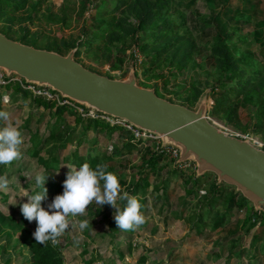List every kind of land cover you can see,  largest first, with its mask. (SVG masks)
Wrapping results in <instances>:
<instances>
[{
	"label": "trees",
	"instance_id": "1",
	"mask_svg": "<svg viewBox=\"0 0 264 264\" xmlns=\"http://www.w3.org/2000/svg\"><path fill=\"white\" fill-rule=\"evenodd\" d=\"M43 1L37 0L31 8L37 12ZM88 1L92 6L95 4L94 0ZM100 1L94 12V19L99 22L93 24L95 29L85 28L78 38L61 40L57 44L51 42L49 44L51 47L48 45L46 48L60 55H65L76 48L77 62L81 55H91L95 60L105 61L113 71L118 68V63L111 52V47L120 46L119 51L125 53L130 46H136L141 55L149 58L148 67L145 68V62L142 65L146 79H163L162 88L165 89L170 80L186 83L190 70L196 74L204 73L206 78L203 88L207 87L209 90L207 97L213 103L208 115L235 129H241L237 128L239 127L237 112L243 103H248L255 108V132L264 133V64H261L264 62L258 59L264 60V46L258 54H253L248 50L238 51L236 45H229L218 34L209 36L202 45L212 61L209 70L195 58L194 53L198 44L183 30L185 24L182 21L183 16L186 15L192 18V24L199 30H204L217 22L221 15L227 16L232 13L236 14L235 16L243 15L242 9L234 8L236 0H205L210 10L209 17L195 15L196 0ZM26 3L27 0H0V19L11 21L9 13L24 9ZM54 21L65 22L59 17ZM120 60L123 61L121 58ZM165 65L173 68L174 71L167 75L159 73ZM135 76L137 77L136 72ZM0 88H4V92H0V111H2L1 98L5 95L11 100L10 107L5 110L7 112H10L18 101L22 100L25 104L29 99L30 113L17 128L22 137H26L22 147L25 146L36 167L42 170L43 174H48L44 185L48 192L54 189L60 192L58 195L63 193V182L67 178L69 168L79 170L84 163H88L92 168L98 164L103 165L107 172L113 173L118 180L126 182L124 191L139 201L141 214L144 213L147 202L151 199L157 216H161V212L164 211L170 220H181L188 226L187 237L190 235L197 237L206 232L208 235L222 233V236L225 233L226 238L223 242L226 244V259L221 262L220 258L224 255L222 250L221 253L213 255L215 264H230L234 255L239 260L243 259L245 257L242 255L247 251L250 253L247 256L248 264H258L259 259L264 258V215L255 212L233 187L217 184L216 178L211 174L197 178L195 172L180 169L175 165L176 160L160 148L157 140L136 139L122 126L111 125L99 118H82L67 106H59L54 101L33 96L15 82L0 85ZM203 88L202 84L195 81L190 84L189 89L180 84L177 85V91L173 95L188 106H194L204 94ZM154 90L158 97L164 98L159 93L162 89L155 86ZM37 114L39 118H36ZM47 116L48 121H46ZM71 117L72 125L69 122ZM37 121H40L38 126L35 125ZM88 132L96 136L102 135L107 140L105 148L99 150L96 136L91 142L86 138L84 140ZM75 134L79 137L75 149L68 155H63L67 146L73 143ZM115 134L118 137L116 142L113 139ZM84 147L86 150L81 153L80 149ZM134 153H141L139 157L141 164L135 166L131 174H127L125 168L124 172H119L123 166L122 160H128ZM7 167L0 164V177L6 176ZM165 169H168L166 175L160 176ZM58 172L60 180L57 178ZM17 173L16 180L23 181L19 176V170ZM57 181L61 183L59 186ZM22 187L30 191L28 196L41 191L36 182ZM8 198L9 194L0 191V206L3 203L7 204ZM118 204L123 209L126 201H118ZM96 205L90 203L85 210L88 212L78 218V221L87 220L89 227L78 233L73 227L75 222L72 221L73 224L66 230L69 235H75L78 241L82 237L84 241L97 242L102 249L107 244L108 247L118 249L125 256L129 254L128 249L133 238L155 235L156 225L151 223V229L148 228L146 218L135 230L118 229L115 218H112L110 212L112 206L104 204L97 214L98 211H94V208L98 210ZM173 205L176 209L170 210ZM0 218L14 228L11 235L19 234L20 242L15 246L11 244L12 251L17 255L29 254L27 264H65L60 244L62 236L55 244L51 240L44 245L37 244L32 235L35 231L30 232L21 227L23 224L17 221V218L9 215L3 217L1 214ZM32 223L35 224L36 221ZM243 236L251 238L248 250L240 248ZM120 237L128 238L126 244L123 245L119 241ZM69 239L70 236L66 241ZM213 244L221 245L217 240ZM79 249L81 250L82 247L80 246ZM168 254L170 257L171 253ZM102 259L107 260L106 256H102ZM177 259L179 258L176 257L173 262L178 263ZM73 261H76V257Z\"/></svg>",
	"mask_w": 264,
	"mask_h": 264
},
{
	"label": "rangeland",
	"instance_id": "2",
	"mask_svg": "<svg viewBox=\"0 0 264 264\" xmlns=\"http://www.w3.org/2000/svg\"><path fill=\"white\" fill-rule=\"evenodd\" d=\"M37 0H27L24 9L12 11L9 13L11 21L0 19V33L3 34L10 40L20 42L24 45L33 47L35 49L48 50L46 47L51 42L59 43L61 40H69L70 38H78L81 36V31L85 28L95 29L93 24L98 21L94 19L95 8L101 3L100 0H94L95 4L92 6L88 0H44L41 7L36 11L31 8V5ZM83 4V5H82ZM196 13L197 17L205 16L209 17L210 10L206 5L205 0H196ZM235 9H242L243 15L229 14L227 16L221 15L217 22L211 24L208 28L204 30H199L195 28L192 18L189 15L183 16V30H185L198 44L195 50V58L198 62L205 65L206 69H211L212 61L208 56V52L202 48V45L209 36L218 34L222 39L226 40L229 45H236L239 50H248L253 54H258L264 46V0H236L234 5ZM59 17V19H64L65 22H55L54 19ZM30 18V19H28ZM96 21V22H95ZM197 26V24L195 25ZM26 38V40L24 39ZM25 41L27 43L21 42ZM36 41L37 43H31ZM51 47V45H49ZM120 46L117 48L111 47V52L113 53L116 62L118 63V68L111 70L105 61L98 59L95 60L91 55H81L78 60L84 68L97 73L104 77H110L114 80H124L128 76V73L133 69L137 73L136 81L140 87L146 89H155L158 86L160 95L171 103L184 106L190 110L196 111L199 103L205 99L208 100L207 104V118L215 126L220 128L222 131L234 137H244L253 144L254 141H258L264 144V133L255 132L256 117L255 108L248 103H243L237 112L239 119V127L241 129H235L232 126L226 125L224 122L218 120L217 118L208 115L211 107L213 105L212 100L208 99V89L203 88L204 80L206 75L204 73H195L192 70L189 71L188 79L186 83L173 82L170 83L165 89L162 88L163 79L161 78H150L146 79L143 75L142 65L145 62V68L149 65V58L144 57L138 52L136 46H130L126 49L125 53L119 51ZM92 50V48H91ZM54 52V51H53ZM66 53V51H63ZM57 53V52H56ZM66 55V54H65ZM64 56V55H63ZM123 59V61L120 60ZM260 61L264 62L263 59L258 58ZM76 60V59H75ZM264 64V63H261ZM174 71L173 68L165 65L159 73L167 75L169 72ZM0 73H2L0 71ZM3 74V73H2ZM195 81L202 84L204 94L201 96L199 103L194 106H188L181 99L174 97L173 93L177 91V85H184L189 89L190 84ZM3 82L0 80V85ZM2 87V86H1ZM0 92H4V88H0ZM12 94V92H10ZM27 99V103L23 104V101H18L10 112L7 110L11 105V100L8 96L1 98V109L9 114V119L7 121L2 120L0 122V129L6 125H11L18 127L21 125L30 113V105ZM39 118V115H36ZM49 117H46V121ZM69 122L72 125L73 118H69ZM35 125H40V121L35 122ZM74 128V126H71ZM96 135L92 132H88L87 136L89 142L94 139ZM99 143L98 148L102 150L105 148L107 140L102 135L96 136ZM114 142L118 141L117 134L113 137ZM26 137L23 136V141ZM79 140L77 134L74 135V141L72 144L67 146L63 155H68L76 147V141ZM85 146V145H83ZM148 146V144H145ZM88 148V146H87ZM110 148V147H109ZM108 148V152L111 150ZM86 150V147L80 149L81 153ZM22 158L14 161L10 165H7V174H5L9 181L8 188L6 190H0L1 192L9 194L7 204H1L0 214L5 217L7 215L13 216L17 221L19 220L21 227L27 229L28 231H35L37 224L29 222L21 213V205L28 201V194L30 191L24 189L22 186L35 184V176L41 174L42 170L38 169L35 165V161L30 158V155L25 149V146L21 148ZM141 153H134L128 160H122L123 166L119 170L124 172L126 169L127 174L134 172L135 166L141 164ZM176 163V162H175ZM129 167V168H128ZM171 167V166H170ZM125 168V169H124ZM128 168V169H127ZM17 170L20 171L19 176L23 178V181L16 180L18 175ZM195 172L196 169L191 167L188 169ZM168 169H165L160 176L164 177ZM11 174V175H10ZM59 172L57 173V178L59 179ZM11 177V178H10ZM60 180V179H59ZM122 194L124 191V180H118ZM61 183L57 181L59 186ZM60 192L54 190L52 192L47 191V198L41 202V206L50 211L48 205L52 203L53 199ZM174 199V197H173ZM91 204H96L93 201ZM154 203L149 199L142 215L146 220H148V228L151 229V223L156 225V232L153 236H147L146 238H133L130 242V248L128 249L129 254L123 255L118 249L113 247H108L106 244L102 249L97 242L84 241L81 237L80 240H76L75 235H69L67 231L61 237V247L63 252V257L65 264H215L213 260V255L221 253L224 250V255L221 256V262L223 263L226 259V235L222 236V233L209 234L208 232L195 237L190 235L187 237L188 226L184 224L181 220H170L164 211L161 212V216H157L154 207ZM97 206V205H96ZM103 207V206H102ZM99 210H101L97 206ZM96 208V209H97ZM176 209L174 205L171 206L170 210ZM86 213L88 211H85ZM93 213V210L91 211ZM112 212V218H114L115 209L112 207L110 210ZM77 217H69L70 224L72 221H78ZM74 219V220H73ZM76 219V220H75ZM77 226V227H76ZM74 227L78 233H81L78 224ZM14 228L10 226L6 221L0 218V264H27L29 254L17 255L16 252L12 251L13 246L20 242L19 234L14 233ZM18 236V238H16ZM69 241H66L68 237ZM9 237L10 242H9ZM188 238V239H187ZM92 239V237H90ZM249 237L242 238L241 249L248 250L250 247ZM127 237H120L119 241L124 245L126 244ZM218 241L221 245L215 246L213 243ZM80 246L82 249L80 250ZM122 246V245H121ZM157 249V251H155ZM86 250V251H85ZM135 250V252L133 251ZM159 253V254H157ZM171 253L170 257L169 254ZM249 251L243 253V259H238L235 255L231 257L230 264H248ZM155 255V256H154ZM102 256H106L107 260H103ZM149 258H148V257ZM76 257V261H73ZM178 257V263H174L173 260ZM183 261H182V260ZM161 262V263H160ZM258 264H264V258H260Z\"/></svg>",
	"mask_w": 264,
	"mask_h": 264
},
{
	"label": "water",
	"instance_id": "3",
	"mask_svg": "<svg viewBox=\"0 0 264 264\" xmlns=\"http://www.w3.org/2000/svg\"><path fill=\"white\" fill-rule=\"evenodd\" d=\"M66 55L35 49L0 33V71L46 88L61 99L155 136L162 148L179 153L175 163H192L196 177L211 174L217 184L233 187L257 213L264 215V150L231 136L207 118L208 100L196 111L158 97L137 84L131 69L124 80L94 73Z\"/></svg>",
	"mask_w": 264,
	"mask_h": 264
},
{
	"label": "clouds",
	"instance_id": "4",
	"mask_svg": "<svg viewBox=\"0 0 264 264\" xmlns=\"http://www.w3.org/2000/svg\"><path fill=\"white\" fill-rule=\"evenodd\" d=\"M0 119L7 121L9 114L0 111ZM23 143L22 134L17 127L6 125L0 129V164L10 165L21 159ZM69 169L63 182V193L56 195L48 205L51 213L41 206V202L47 198V189L44 185L48 174L41 173L35 176L36 185L41 191L28 196L29 202L21 205L24 218L29 222L36 221L37 227L32 235L37 244L44 245L49 240L53 244L57 243L58 238L69 228V217L83 215L93 201L100 209L104 204H109L115 209L114 218L120 230H135L144 223L145 218L140 212L139 201L126 192L122 194L118 178L107 172L103 165L98 164L92 168L88 163H84L79 170ZM8 185V179L0 177V190H6ZM118 201H126L123 209L120 208ZM76 224L81 231L89 227L87 220L76 221L73 227Z\"/></svg>",
	"mask_w": 264,
	"mask_h": 264
},
{
	"label": "built area",
	"instance_id": "5",
	"mask_svg": "<svg viewBox=\"0 0 264 264\" xmlns=\"http://www.w3.org/2000/svg\"><path fill=\"white\" fill-rule=\"evenodd\" d=\"M0 80H2L4 85L7 83H10V82L18 83L22 89L30 92L33 96L40 97V98L48 100V101H54L59 106H67V107L75 110L78 113V115L82 118L103 119V120L107 121L108 123H110L111 125L122 126L126 130L130 131L136 139H141V140L151 139V140H157L159 142V140L155 136L140 132V131L132 128L131 126L125 124L124 122L115 121V120H112V119L107 118L105 116L98 115V114L94 113L93 111H87L85 108L77 106L76 104H74L68 100H63V99H61V97L57 93L52 92L49 89L39 88V87H36L33 85H28V84L24 83L19 78H11V79L7 80L5 75L2 73H0ZM239 139L247 140V138H244V137H240ZM159 144H160V142H159ZM252 145L258 149L264 150V144H262L258 141H254ZM160 148L163 149L164 151H166V154H168L171 158H173L174 160L177 161L179 153L176 149L162 148L161 144H160ZM178 167L182 170H188V169H191V167L195 168L194 165L190 162L182 164Z\"/></svg>",
	"mask_w": 264,
	"mask_h": 264
},
{
	"label": "crops",
	"instance_id": "6",
	"mask_svg": "<svg viewBox=\"0 0 264 264\" xmlns=\"http://www.w3.org/2000/svg\"><path fill=\"white\" fill-rule=\"evenodd\" d=\"M71 264V263H70ZM73 264V263H72Z\"/></svg>",
	"mask_w": 264,
	"mask_h": 264
}]
</instances>
